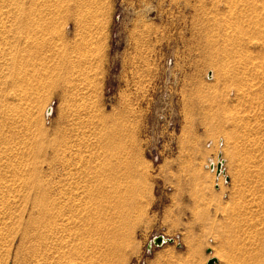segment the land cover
<instances>
[{
    "label": "rangeland",
    "instance_id": "1",
    "mask_svg": "<svg viewBox=\"0 0 264 264\" xmlns=\"http://www.w3.org/2000/svg\"><path fill=\"white\" fill-rule=\"evenodd\" d=\"M210 257L264 264V0H0V264Z\"/></svg>",
    "mask_w": 264,
    "mask_h": 264
},
{
    "label": "bare ground",
    "instance_id": "2",
    "mask_svg": "<svg viewBox=\"0 0 264 264\" xmlns=\"http://www.w3.org/2000/svg\"><path fill=\"white\" fill-rule=\"evenodd\" d=\"M47 113H49V110H47ZM220 158L218 157L217 161H219ZM211 163H213V161ZM213 167H215V165H213ZM213 169L214 168H212V170ZM219 173H223L222 167ZM95 184L96 188L93 190L85 189L84 186H75L74 193L79 194L77 200L82 211L81 221H84L86 224V226L82 228V231L86 232L89 236L87 241L91 243L94 257L106 258L108 256L118 255V252L121 250V243L122 240H124L123 231L121 229L123 221L119 219L118 224L113 225L112 219L104 218V216H107L108 208L111 207L110 192L115 189L114 183ZM100 216L103 220L101 224L99 222L92 223L93 220L100 218ZM94 231L102 233L101 237H91Z\"/></svg>",
    "mask_w": 264,
    "mask_h": 264
},
{
    "label": "water",
    "instance_id": "3",
    "mask_svg": "<svg viewBox=\"0 0 264 264\" xmlns=\"http://www.w3.org/2000/svg\"><path fill=\"white\" fill-rule=\"evenodd\" d=\"M210 75H211V72H208V76H210ZM218 157L220 158V155H218ZM222 162H223V160H221V158L219 161H217L216 169H215L216 174H218L221 171ZM211 168H212V166H211ZM171 241H172L171 238H168V237H165L161 234H158V235H154L151 237V240L148 242L147 247L149 248L151 243L156 245V246H160L161 244H163L165 242H171ZM216 261H217V259L215 257H210L207 259L206 264H214ZM131 264H133V263H131Z\"/></svg>",
    "mask_w": 264,
    "mask_h": 264
},
{
    "label": "built area",
    "instance_id": "4",
    "mask_svg": "<svg viewBox=\"0 0 264 264\" xmlns=\"http://www.w3.org/2000/svg\"><path fill=\"white\" fill-rule=\"evenodd\" d=\"M216 164H217V161H216ZM216 164H214V163H210V167L212 166L213 167V165H215V169H216Z\"/></svg>",
    "mask_w": 264,
    "mask_h": 264
}]
</instances>
